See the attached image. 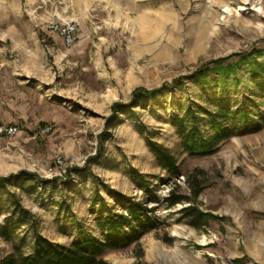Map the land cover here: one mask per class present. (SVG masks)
Listing matches in <instances>:
<instances>
[{
    "label": "rangeland",
    "instance_id": "rangeland-1",
    "mask_svg": "<svg viewBox=\"0 0 264 264\" xmlns=\"http://www.w3.org/2000/svg\"><path fill=\"white\" fill-rule=\"evenodd\" d=\"M253 51L264 62V0H0V123L17 127L0 135V177L26 172L0 187V259L15 248L31 253L35 230L63 245L79 227L102 238L92 203L103 198L125 213L118 192L151 208L154 226L107 248L112 264H264V75L253 80L243 63L225 84L211 72L204 83L193 76ZM164 86L107 122L137 88ZM221 97L253 105L258 128L208 154L183 150L173 117L190 108L210 135L202 108L216 110ZM148 141L170 151L177 175L158 165ZM172 191L194 200L169 206ZM189 204L221 218L196 228L182 213Z\"/></svg>",
    "mask_w": 264,
    "mask_h": 264
},
{
    "label": "trees",
    "instance_id": "trees-1",
    "mask_svg": "<svg viewBox=\"0 0 264 264\" xmlns=\"http://www.w3.org/2000/svg\"><path fill=\"white\" fill-rule=\"evenodd\" d=\"M258 54H260L259 51L233 53L211 60L193 73L194 81L201 80L204 83L206 79L204 74L211 72L218 75L220 81L225 84L227 76L236 75L243 63L247 64L249 75L256 81L259 79L258 77L264 75V62L258 59ZM235 57L239 59L237 61H231ZM166 88L168 86L152 90L143 87L137 88L133 91L131 100L128 103L123 104L118 102L112 105L113 112L111 117L107 119V122L116 118L118 113L125 110L123 109L125 107L145 104L147 97L156 99L160 91L166 90ZM252 106L248 102L233 105L228 97H221L216 110L211 111L202 108L209 119V127L212 132L210 135L205 134L199 127L194 125L197 117L195 111L192 109H187L185 117L175 115L173 122L180 137V145L183 150L193 154H208L223 139L235 133L243 134L257 129V122L252 117ZM148 146L154 153L157 163L162 169H165L169 174L177 175L179 173L176 160L166 147L154 141H148ZM71 170L68 169V171ZM23 175H26V172L21 171L14 175L0 177V187L4 186L13 178H18ZM135 179L141 187L147 189L149 186L144 175L137 173ZM44 182L48 181L44 180ZM189 188H191L192 196L195 198L199 194V187L192 186L191 184ZM116 197L119 200L123 199L125 213L112 211L103 198L95 199L92 203V207H94L99 200V204L96 207L97 214L95 215V222L100 227L102 238H98L79 227V238L73 240L68 245H63L52 242L35 230L34 249L31 253L24 254L15 248L13 252L6 254L0 259V264H112L102 257L103 252L107 248L124 247L138 240L142 234L154 226L153 219L149 215L153 210L146 204L140 201H134L130 197L118 192L116 193ZM166 200L168 201V205L171 206L184 203L185 201L190 202L194 199L186 195L176 196L175 192L172 191ZM15 205L22 208L19 201H16ZM106 207L108 208L107 213H105L106 216H103ZM21 210L24 214H30L26 209ZM182 213L190 218L189 223L196 228L207 226L211 220L221 218L212 213L204 212L191 204L185 206L182 209Z\"/></svg>",
    "mask_w": 264,
    "mask_h": 264
},
{
    "label": "built area",
    "instance_id": "built-area-1",
    "mask_svg": "<svg viewBox=\"0 0 264 264\" xmlns=\"http://www.w3.org/2000/svg\"><path fill=\"white\" fill-rule=\"evenodd\" d=\"M55 31H59L61 28L58 25L51 26ZM75 26L67 24L61 29V33L66 37V41L70 44L73 39L71 37L72 32L74 31ZM17 132V127L13 125H7L0 123V135H9L12 136Z\"/></svg>",
    "mask_w": 264,
    "mask_h": 264
},
{
    "label": "bare ground",
    "instance_id": "bare-ground-1",
    "mask_svg": "<svg viewBox=\"0 0 264 264\" xmlns=\"http://www.w3.org/2000/svg\"><path fill=\"white\" fill-rule=\"evenodd\" d=\"M227 9V8H226ZM239 9L240 10H242V11H244L246 8L244 7V6H239ZM159 23H162V21H158ZM143 26V24L140 26V27H142ZM145 33V32H144Z\"/></svg>",
    "mask_w": 264,
    "mask_h": 264
}]
</instances>
